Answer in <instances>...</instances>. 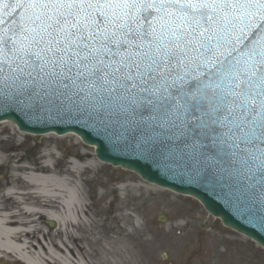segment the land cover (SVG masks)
Instances as JSON below:
<instances>
[{
	"label": "snow or ice",
	"instance_id": "snow-or-ice-1",
	"mask_svg": "<svg viewBox=\"0 0 264 264\" xmlns=\"http://www.w3.org/2000/svg\"><path fill=\"white\" fill-rule=\"evenodd\" d=\"M13 3L32 12L17 24V31L41 34L43 51L52 54L44 62L54 70L49 76L63 82L75 73L92 86H106L109 94L127 96L131 104L140 103L137 96L147 93L159 97L161 108L214 113L210 130L218 142L226 144V135H236L228 127L234 125L245 135L230 147L251 144L260 153H253L252 160L259 161L264 174V0ZM241 17L249 19L237 29L234 21ZM145 41L151 52L137 56L132 49ZM33 55L43 71L40 54ZM206 65L211 67L205 70Z\"/></svg>",
	"mask_w": 264,
	"mask_h": 264
},
{
	"label": "water",
	"instance_id": "water-1",
	"mask_svg": "<svg viewBox=\"0 0 264 264\" xmlns=\"http://www.w3.org/2000/svg\"><path fill=\"white\" fill-rule=\"evenodd\" d=\"M5 4H0V121H12L20 131L34 134L74 132L85 144L96 146L98 160L196 198L225 226L264 247V174L259 161L252 160L253 153H260L251 144L230 147L244 132L229 125L236 135H226L227 143L221 144L210 130L214 113L161 108L159 97L147 93L137 96L140 103L131 104L127 96L109 94L106 86H92L75 73L63 82L49 76L54 70L44 62L52 54L43 51L41 34L17 31V24L32 12L16 8L13 0ZM248 19L234 21L236 28H243ZM132 51L137 56L151 52L147 41ZM35 53L41 56L43 71ZM38 85L48 89L35 91Z\"/></svg>",
	"mask_w": 264,
	"mask_h": 264
},
{
	"label": "rangeland",
	"instance_id": "rangeland-1",
	"mask_svg": "<svg viewBox=\"0 0 264 264\" xmlns=\"http://www.w3.org/2000/svg\"><path fill=\"white\" fill-rule=\"evenodd\" d=\"M5 125L4 131V125H0V140L13 149L7 154L0 151V156L4 159L7 155L22 157V160L16 164L11 159L5 167H0V191L10 176L23 179V173L12 172L15 167L48 162L55 167V174L57 171L67 173L76 154H87L89 158L74 162L79 170L71 178L82 186L85 204L93 215L86 223L93 220L103 224L102 221L119 215L116 208L121 207L122 213L136 218L142 230L150 231L152 252L146 257V263L142 261L144 264H264L263 249L223 227L194 199L154 189L132 172L101 164L94 156V149L75 136H33L20 133L11 123ZM90 163L94 168L85 172ZM131 178L138 181L133 183L153 192L143 199L136 198L139 193L128 190ZM22 185L24 181H17L14 186L23 188ZM160 216L165 217L164 222L158 221ZM44 228L48 227L44 224Z\"/></svg>",
	"mask_w": 264,
	"mask_h": 264
},
{
	"label": "bare ground",
	"instance_id": "bare-ground-1",
	"mask_svg": "<svg viewBox=\"0 0 264 264\" xmlns=\"http://www.w3.org/2000/svg\"><path fill=\"white\" fill-rule=\"evenodd\" d=\"M5 124L8 123L0 122L4 125L2 131L7 129ZM68 136L74 135L67 133L59 138ZM11 149L13 146H6L0 140L2 153L7 154ZM75 158L85 160L89 156L78 153ZM11 159L18 164L22 157L0 156V167H5ZM74 162L65 177L55 174L48 162L14 168L12 172L23 173L24 178L10 176L0 191L1 264H8L9 259L19 264L146 263V257L151 256L150 231L142 230L136 218L122 213L121 207L116 208L119 215L102 221L103 224L93 220L86 223L93 215L85 204L82 186L71 179L79 170ZM93 168L94 164L90 163L85 172ZM17 181H24L23 188L14 186ZM129 182L128 190L139 193L136 198L143 199L153 192L133 183L138 182L133 178ZM49 222L54 224L53 228L45 229L44 224Z\"/></svg>",
	"mask_w": 264,
	"mask_h": 264
}]
</instances>
